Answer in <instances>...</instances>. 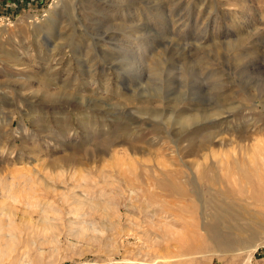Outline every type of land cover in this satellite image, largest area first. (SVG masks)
<instances>
[{
  "label": "rangeland",
  "instance_id": "obj_1",
  "mask_svg": "<svg viewBox=\"0 0 264 264\" xmlns=\"http://www.w3.org/2000/svg\"><path fill=\"white\" fill-rule=\"evenodd\" d=\"M0 264H264V0H0Z\"/></svg>",
  "mask_w": 264,
  "mask_h": 264
},
{
  "label": "bare ground",
  "instance_id": "obj_2",
  "mask_svg": "<svg viewBox=\"0 0 264 264\" xmlns=\"http://www.w3.org/2000/svg\"><path fill=\"white\" fill-rule=\"evenodd\" d=\"M254 249V248H253ZM256 249V248H255Z\"/></svg>",
  "mask_w": 264,
  "mask_h": 264
}]
</instances>
